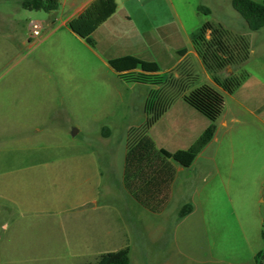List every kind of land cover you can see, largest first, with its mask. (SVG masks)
Segmentation results:
<instances>
[{"label":"rangeland","instance_id":"374dc122","mask_svg":"<svg viewBox=\"0 0 264 264\" xmlns=\"http://www.w3.org/2000/svg\"><path fill=\"white\" fill-rule=\"evenodd\" d=\"M24 1L0 0V183L7 177L13 189L7 198L12 203L0 198V205L8 206L0 209L4 211L0 225L2 221L10 225L9 229L0 226V235L7 238L15 217L44 220L43 214L25 212L28 205L47 208L71 200L87 187L84 179L80 182L76 177L90 175L89 170H74L71 158L88 154L102 173L104 191L98 199L108 206L101 212L117 216L114 225L124 229L123 235L110 240L109 249L129 247L130 264H258V253L264 249L262 121L248 111H237V121L219 129L217 139L191 166L175 163L178 170L166 207L160 212L149 210L124 185L128 140L146 122L143 103L149 88L168 99L181 86L165 91L118 73L105 60L101 45H90L62 25L73 11L72 0H59L55 11L27 9ZM120 4L118 14L129 10L137 21L142 8L155 23L177 20L180 14L189 27L199 28L208 19L248 34L251 55L234 71L254 74L260 80L253 78L258 87L264 83V28L249 30L232 0H120ZM199 4L211 12H199ZM32 20L43 24L39 36L31 35ZM187 47L193 49L191 44ZM178 57L173 51L172 57L160 60L159 76L167 75L166 68ZM189 64L185 71H192L194 77L188 91L205 84L216 86L201 59L190 55ZM227 102L232 105L230 97ZM187 104L180 99L171 113ZM166 118L148 134L157 136ZM104 128L109 129L108 135ZM157 137L159 145L176 147L163 135ZM30 169L48 170V175L28 185L24 179ZM186 203H192L193 209L180 217ZM5 259L0 256V264H7Z\"/></svg>","mask_w":264,"mask_h":264},{"label":"crops","instance_id":"0c3cea01","mask_svg":"<svg viewBox=\"0 0 264 264\" xmlns=\"http://www.w3.org/2000/svg\"><path fill=\"white\" fill-rule=\"evenodd\" d=\"M94 1L72 0L71 8L73 11L63 19L62 25L69 26L70 20L80 15ZM116 2V11L92 33L96 46L99 44L104 48V58L109 64L111 59L133 55L146 61L157 62L160 72H162L160 60L165 59L167 56L172 57V52L174 51L179 57L165 71L173 72L176 77H179V71L176 69L180 63L189 61L190 55L200 59L194 46L193 49L187 47L189 44L193 45L191 34L197 27H189L180 14H177V20L172 19L155 23L152 22L154 20L150 13L140 8V16L137 21L129 10L124 8L123 14H118L122 5L120 0H116ZM206 21L209 20L207 19L204 22ZM184 49L186 52L180 54L179 52ZM248 73V78L233 93L224 91L213 79L216 85L215 88L224 94L225 107L217 121V131L212 141L217 139L219 129L228 128L231 123L237 121L236 115L239 110L250 112L264 124V83L260 82L258 87L256 80H260L254 74ZM253 78L256 80L254 81ZM150 89L148 92H150ZM148 92L143 103L144 110ZM227 97H230L232 105L228 106ZM182 98L178 97L175 99L166 112L149 129L151 131L168 115L169 118H166L164 129L158 130L157 136L163 135L166 141L174 143L176 147L167 149L166 146L159 145L160 141L156 135L150 134V136L158 147L165 148L171 152L189 148L211 123L207 116L190 104H187L188 106L180 105L178 107H182L181 110L171 113L173 107ZM202 151L197 155L196 159ZM71 159H73L74 164L72 167L74 170L82 167L89 170L90 175L83 176V178L81 175L76 177L80 178V182L84 179L88 183L87 187H81L71 200L52 203L47 208L28 205V209L25 212H34L37 215L43 214L44 220L25 216L23 218L15 217L11 221L12 230L7 234V238H4V235H0V256L6 258L7 264H92L102 254L125 247L109 249L110 240H114L118 233L123 235L124 229L123 226V230H120L118 225H114L118 222L119 218L117 216L109 215L107 211L104 214L101 212L102 207H107L108 205L105 202H99L98 199V194L100 192L103 194L104 187L101 179L102 173L97 168V162L94 157L88 154H77L72 156ZM28 171L30 173L28 172L27 177L24 179V183L28 185L29 181L34 184L38 181L40 182L41 179L38 176L44 178L48 175V170L30 169ZM0 186V193L5 194L0 198L5 199L6 203L7 201L12 203L10 199H7L12 197L11 193H13L9 179L6 177L1 180ZM17 191L16 189L15 192ZM17 198L20 199V196ZM23 198L25 197L21 195V199ZM7 207L4 204L3 206L0 205L1 210ZM25 207H27L26 204ZM1 210L0 214L4 213ZM36 224L38 228L45 227L48 229L43 232L42 230H30V227H34ZM0 226L6 229L10 228L9 223L4 221H2ZM15 256L19 257L15 258Z\"/></svg>","mask_w":264,"mask_h":264},{"label":"trees","instance_id":"16d2710c","mask_svg":"<svg viewBox=\"0 0 264 264\" xmlns=\"http://www.w3.org/2000/svg\"><path fill=\"white\" fill-rule=\"evenodd\" d=\"M232 4L243 17L249 30L258 31L264 28V1L232 0ZM23 6L27 9L53 11L59 8L60 3L59 0H25ZM116 9V0H95L80 15L71 19L69 26L72 31L94 46L92 33ZM198 10L206 14L211 12L210 8L204 5H199ZM191 38L194 49L218 86L233 93L242 85L249 73L247 71L236 73L234 70L251 55L252 42L248 34L233 31L221 23L206 21L192 32ZM185 52L184 49L179 53ZM186 64L190 65L189 61L179 64L176 70L180 75L177 78L173 72L166 77L159 76L160 67L157 62L146 61L137 56L125 55L110 60V65L118 73L132 81L161 86L165 91H169L175 85L181 86L180 91H172L168 99L162 98L156 90L149 92L145 103L146 122L137 129V134L132 140L129 138L127 144L124 185L140 204L154 212L164 210L169 201L177 174L175 163L184 167L194 163L197 155L214 138L217 121L225 107L224 94L211 85L205 84L188 91L194 76L192 71H185ZM229 67L234 72L223 76L222 72L227 71ZM178 97H183L207 116L211 123L189 148L171 152L158 147L148 134V130ZM104 130L105 135L110 133L108 128ZM192 209V203L184 204L179 213L180 217ZM257 262L264 264V249L258 253ZM92 264H130V249L124 247L104 253Z\"/></svg>","mask_w":264,"mask_h":264},{"label":"built area","instance_id":"2783aa9c","mask_svg":"<svg viewBox=\"0 0 264 264\" xmlns=\"http://www.w3.org/2000/svg\"><path fill=\"white\" fill-rule=\"evenodd\" d=\"M42 23L38 20H33L30 23V31L32 36H39L42 30Z\"/></svg>","mask_w":264,"mask_h":264},{"label":"water","instance_id":"95a60500","mask_svg":"<svg viewBox=\"0 0 264 264\" xmlns=\"http://www.w3.org/2000/svg\"><path fill=\"white\" fill-rule=\"evenodd\" d=\"M228 69H230V70H231V67H229Z\"/></svg>","mask_w":264,"mask_h":264}]
</instances>
